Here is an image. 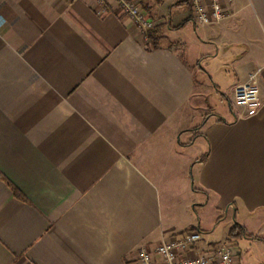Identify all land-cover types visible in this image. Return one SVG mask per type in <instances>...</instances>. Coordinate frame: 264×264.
I'll return each instance as SVG.
<instances>
[{"label": "crops", "instance_id": "0c3cea01", "mask_svg": "<svg viewBox=\"0 0 264 264\" xmlns=\"http://www.w3.org/2000/svg\"><path fill=\"white\" fill-rule=\"evenodd\" d=\"M137 1L155 47L114 0H0V264H133L194 229L264 264V0L211 25Z\"/></svg>", "mask_w": 264, "mask_h": 264}, {"label": "built area", "instance_id": "2783aa9c", "mask_svg": "<svg viewBox=\"0 0 264 264\" xmlns=\"http://www.w3.org/2000/svg\"><path fill=\"white\" fill-rule=\"evenodd\" d=\"M114 1L119 12L128 16L146 39V31L152 29L156 23L142 11L139 2ZM188 2L195 23L211 25L228 16L225 0H188ZM100 3L103 4L102 1ZM257 73L255 71L250 74L247 81L236 85L233 90L235 104L246 109L248 114L255 113L261 104ZM201 239L200 230L194 229L163 240L151 250L144 246L140 247L135 254L133 264H240L242 252L235 244L225 242L202 248L199 245Z\"/></svg>", "mask_w": 264, "mask_h": 264}, {"label": "trees", "instance_id": "16d2710c", "mask_svg": "<svg viewBox=\"0 0 264 264\" xmlns=\"http://www.w3.org/2000/svg\"><path fill=\"white\" fill-rule=\"evenodd\" d=\"M156 29L157 26L155 25L152 29L146 31V42L150 43L153 47L156 46L155 42L154 43L152 42ZM203 159H205V157ZM229 233L231 237H238L241 235H245L244 229L238 224H234V226L230 229Z\"/></svg>", "mask_w": 264, "mask_h": 264}, {"label": "rangeland", "instance_id": "374dc122", "mask_svg": "<svg viewBox=\"0 0 264 264\" xmlns=\"http://www.w3.org/2000/svg\"><path fill=\"white\" fill-rule=\"evenodd\" d=\"M237 237H234L233 239H236ZM237 242H238V244H239V246L242 248V249H244L245 250V247L244 246H242L243 245V243H241L240 241H234L233 240V243H235V245L237 244ZM254 258L253 259H256V257L258 256H255V255H252Z\"/></svg>", "mask_w": 264, "mask_h": 264}]
</instances>
